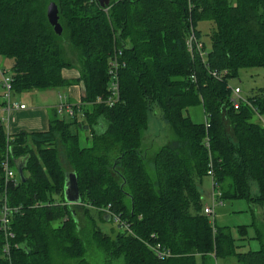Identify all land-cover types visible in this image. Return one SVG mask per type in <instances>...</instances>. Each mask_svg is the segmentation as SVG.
<instances>
[{"label":"trees","instance_id":"16d2710c","mask_svg":"<svg viewBox=\"0 0 264 264\" xmlns=\"http://www.w3.org/2000/svg\"><path fill=\"white\" fill-rule=\"evenodd\" d=\"M50 3L58 6L61 36L48 22ZM190 17L204 45L199 26L211 24L205 63L186 46ZM0 58L12 62L14 94L67 87L63 73L72 69L83 90L71 121L56 118L47 133L10 139L0 118V208L6 191L18 210L10 214L9 254L0 231V264H95L93 256L103 257L101 264H264V88L239 109L230 88L239 71L264 69V0H112L105 8L99 0H0ZM115 61L120 100L110 108L96 101L109 95ZM212 71L228 74L220 80ZM198 105L202 124L187 114ZM152 117L169 128L160 146L146 140ZM79 129L90 131L88 146ZM61 146L80 205L64 199L70 173L60 163ZM7 156L17 184L6 188ZM26 157L22 181L15 161ZM210 166L223 202L244 199L255 208L260 250L239 254L231 231L204 214L201 187ZM108 210L129 231L103 232L97 220L114 222ZM157 244L172 257L160 260Z\"/></svg>","mask_w":264,"mask_h":264},{"label":"rangeland","instance_id":"374dc122","mask_svg":"<svg viewBox=\"0 0 264 264\" xmlns=\"http://www.w3.org/2000/svg\"><path fill=\"white\" fill-rule=\"evenodd\" d=\"M203 31L204 38L203 41L205 42L207 51L210 49V40L207 37V33L210 31L211 24L202 23L199 26ZM71 60L73 63H77L75 61V56H71ZM0 68L5 72V76H11L12 72V62L10 60H4L0 58ZM231 88H240L242 91V95L245 98L251 96L253 91L258 89L264 88V69L255 68V69H243L239 71L238 78L233 79L230 81ZM0 92L2 93V98L0 99L1 102H5L4 99V89L2 85V76L0 74ZM12 98L20 100H25L29 103V107L34 106H43L45 104L46 98L50 96H56V92L52 91L51 95L45 94H27L21 93L19 94H12ZM39 95V96H36ZM59 105V104H58ZM187 114L193 120V122L199 124L204 123L206 120V116L204 113V108L202 105L191 107L187 110ZM68 122L71 121V117L69 115H62ZM259 121V120H258ZM260 122V121H259ZM168 126L160 120V118L152 117L150 119L149 128L146 131V140L149 141H156L157 145H161L162 142H166L168 137ZM74 132V129H72ZM90 133V131H89ZM89 133L87 130L79 129V134L82 140V145L88 146L86 138H89ZM91 141V139H89ZM89 142V141H88ZM60 163L67 172L71 173L72 168L68 163L66 151L62 148L60 149ZM156 152H153L149 156V164L154 161ZM16 169V168H15ZM153 171V169L151 170ZM210 179L205 178L203 181V186L201 187L202 193L205 195V204H211V191H212V184H210ZM210 192V193H209ZM4 194V193H3ZM3 196V195H2ZM80 219V226L85 227V219L83 215V210L79 207L75 208ZM255 208H251L248 202L244 199L238 200H226L224 201L223 206H217L216 208V223L219 228H227L231 231L233 239L236 242L237 252L240 254H245L251 251H257L261 249L260 242L257 237V233L254 227V212ZM256 212V211H255ZM257 213V212H256ZM212 223L214 222V218H211ZM98 227L105 233L111 234L113 229H117L120 231L119 227L115 222L104 223L101 220H97ZM101 256H93V262L95 264H101L102 261ZM112 264H123L121 259L115 260ZM198 264H202V260L198 259ZM215 264H240L235 258L229 259H216Z\"/></svg>","mask_w":264,"mask_h":264},{"label":"built area","instance_id":"2783aa9c","mask_svg":"<svg viewBox=\"0 0 264 264\" xmlns=\"http://www.w3.org/2000/svg\"><path fill=\"white\" fill-rule=\"evenodd\" d=\"M190 11H192V7L190 6ZM189 27H188V32H187V39H186V46L188 49V52L190 53L191 57L193 59H197L202 61L203 63H205L206 60V56L208 55V51L205 48L204 43L197 38L196 35V30L193 24V20L192 17L189 18ZM118 62H114L112 63V66L114 67V71L112 72V75L114 76V82L111 84V87L109 89V95L106 98L100 97L97 99L96 104H103L106 105L110 108L114 107L120 100V88H119V80H118ZM0 74L2 76V85H3V89H4V99H5V107L4 110L6 112H8V114L10 115L8 122L9 121H13V119L11 118L12 113H14L15 111H24L27 109L26 105H22L19 103H15L12 101V94H13V89H12V83H13V79L12 76H5V72L0 68ZM227 72L224 71L222 73L216 72V71H212L210 72V75L212 77H214L215 79H222L225 76H227ZM194 79V77H193ZM231 88V87H230ZM232 91V97H231V102L233 104V107L235 109H239L240 105L242 103L244 104H249L247 98L243 97L242 95V91L240 88L236 87V88H231ZM82 105V102L75 104V105H68L66 103L60 102L59 105L57 106V112L60 115H69V117H74L75 116V109H80ZM263 127H264V120L262 121ZM206 127L207 129L210 127V125L208 124V122H206ZM205 147L210 149V143L208 141V139H206V144ZM3 174H4V180H5V187L7 188L8 184L10 182H13L15 185L17 184V177H16V173L10 163V158L9 156L6 157L4 163H3ZM208 177L211 180V184H212V193H211V204H206L205 208H204V214L207 217H211L214 218V222L216 221V208L217 206H223L224 202L221 198V194L220 192L217 190V184L213 179V169L210 166V169L208 171ZM7 195H6V191L4 193V197H3V203L1 205L0 208V222L2 224V226L0 227V231H3L5 234V237L7 239V244H6V250L9 254L10 252V248H9V239H13L14 235L13 233L10 231L9 228V224H10V214L11 213H15L18 210L16 209H12L11 207H9L8 203H7ZM107 215H112L113 214L108 210L106 211ZM114 218V222L117 224V226L119 227V229L121 230H128L129 231V225L126 224L125 222H123L119 216H113ZM152 250L154 251V253L156 254V256L160 259V260H165L168 259L170 257H172L171 253L165 249L162 248V246L160 244L157 245H153L152 246Z\"/></svg>","mask_w":264,"mask_h":264},{"label":"crops","instance_id":"0c3cea01","mask_svg":"<svg viewBox=\"0 0 264 264\" xmlns=\"http://www.w3.org/2000/svg\"><path fill=\"white\" fill-rule=\"evenodd\" d=\"M64 79L71 84L67 87L58 89L46 90V91H29L25 93L29 94H45L51 95L52 91L56 92V96L47 97L42 104L43 106L29 107V103L25 100H18L12 98V101L19 104H24L27 109L24 111H15L12 113L11 118L13 121L8 119L10 115L4 110V107L0 109V118L4 124V128L7 137L10 139L15 138L17 135L22 133L27 134H43L49 132L51 126L54 125L56 118H63L62 115L58 114L57 106L60 102L68 105H75L81 102L83 97V90L81 84L78 83L79 72L77 69L66 70L63 73ZM2 96V93L0 92ZM20 95V94H19ZM39 96V95H36ZM3 97V96H2ZM65 116V115H64ZM84 121V115L81 113L78 115V122ZM211 184V181H210ZM210 193V192H209ZM212 193V191H211Z\"/></svg>","mask_w":264,"mask_h":264},{"label":"water","instance_id":"95a60500","mask_svg":"<svg viewBox=\"0 0 264 264\" xmlns=\"http://www.w3.org/2000/svg\"><path fill=\"white\" fill-rule=\"evenodd\" d=\"M112 0H99V4L102 8L110 6ZM47 19L50 26L53 28L54 33L57 36H61L63 34V27L60 23L59 9L55 3H50L47 8ZM26 158H19L15 161L16 169L18 172V176L25 181V167ZM64 199L67 205L74 206L80 205L82 203V197L80 194L77 176L74 173H70L66 176V183L64 186Z\"/></svg>","mask_w":264,"mask_h":264}]
</instances>
